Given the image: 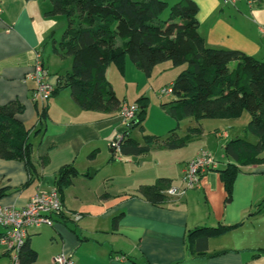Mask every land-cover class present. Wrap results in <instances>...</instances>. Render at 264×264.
I'll return each mask as SVG.
<instances>
[{
  "label": "crops",
  "instance_id": "obj_1",
  "mask_svg": "<svg viewBox=\"0 0 264 264\" xmlns=\"http://www.w3.org/2000/svg\"><path fill=\"white\" fill-rule=\"evenodd\" d=\"M165 1L174 4L179 0ZM194 1L199 6V33L209 47L239 49L264 60V0L253 5L243 0L230 4L222 0ZM52 8L53 0H0V106L18 99L24 111L17 117L27 127L38 119L31 98L34 82L26 79L36 54H42L55 84L59 76L69 72H51L44 55V47L54 38L58 25L62 27L67 21L63 14H50ZM123 42L124 39H117L118 45ZM69 92L70 88H63L45 102L48 113L44 130L31 133L32 157L38 171L36 180L27 184L30 176L24 161L0 157L3 205L23 207L36 192L58 187V172L63 166L74 165L80 173L61 191L63 216L58 217L54 226L42 225L29 231L28 241L36 250L32 237L43 227L50 228L54 242L48 264L61 252L78 264H264V211L255 213L264 201V162L241 166L229 191L221 170L234 160L225 154L222 155L225 160L216 158L207 146L209 138L203 123V132L193 135L187 145L176 149L155 146L149 151L195 146L190 155L174 160L173 155L159 153L154 162L146 163L145 159L134 162L132 157L143 158L149 152L123 155L111 146L124 127L120 112L84 110ZM125 103L129 102L125 100ZM190 122L184 134L197 125L196 119ZM215 136L222 147L234 138L226 130H217ZM107 144L113 154L120 155L114 154L115 159L109 163L125 161L127 172L137 174L132 184L117 193L111 189L110 177L93 179L98 174L97 169L91 168L95 151ZM201 150L214 155L219 166L203 174L199 187L187 189L181 197L168 196L162 205H155L138 194L140 185L155 183L161 177L171 178L172 185L183 188L186 163ZM91 169H95L94 176H90ZM74 214H79L80 219L75 220ZM117 215L121 218L115 227ZM239 222L243 224L210 238L205 253L188 247L191 229ZM3 231L0 226V233ZM0 264H13L11 254L1 244Z\"/></svg>",
  "mask_w": 264,
  "mask_h": 264
},
{
  "label": "trees",
  "instance_id": "obj_2",
  "mask_svg": "<svg viewBox=\"0 0 264 264\" xmlns=\"http://www.w3.org/2000/svg\"><path fill=\"white\" fill-rule=\"evenodd\" d=\"M198 10L194 0H179L174 4L165 0H53L49 13L67 18V27L55 50L61 58L71 57L73 63L71 72L59 76L52 97L63 88H70L74 101L84 110L120 112L125 100L116 95L107 78L110 65L124 71L130 58L151 75L155 66L163 62L171 61L174 66L187 64L171 84L173 99L162 103L177 119V127L166 138L148 135L144 144L136 140L132 128H144L149 105V97L142 95L134 102L139 109L131 128L123 133L120 151L123 155H140L155 146L180 148L193 135L203 132V119L236 116L246 109L251 119L245 132L254 134L258 140L253 143L243 136L226 144L225 155L234 162L228 163L221 175L230 191L241 166L264 162V60L239 49L209 47L199 33ZM118 38L124 39L123 44L118 45ZM35 105L39 127L37 123L27 127L17 117L24 111L18 99L0 106V157L24 161L30 176L27 184L38 177L31 133L43 132L48 113L45 103L35 102ZM189 117L195 118L197 125L181 136L177 132L179 121ZM114 159L113 155L110 160ZM79 174L74 165L59 170L56 189L61 197L63 188L71 185ZM172 182L171 178H158L155 183L140 185L138 194L155 205H162L168 197L165 190ZM262 211L264 201L255 213ZM120 218L121 215L114 217L115 227ZM242 224L198 226L188 233V247L205 253L210 238ZM37 256L27 240L20 253V264H32Z\"/></svg>",
  "mask_w": 264,
  "mask_h": 264
},
{
  "label": "rangeland",
  "instance_id": "obj_3",
  "mask_svg": "<svg viewBox=\"0 0 264 264\" xmlns=\"http://www.w3.org/2000/svg\"><path fill=\"white\" fill-rule=\"evenodd\" d=\"M165 15H167V11L165 12ZM59 26L60 24L55 31L54 38H51L50 41L45 45L44 55L48 59V65L51 72L52 70L71 72L73 63L72 58H61L55 50V47L59 46V42L61 41L63 33L67 27V21L62 27ZM186 66L187 64L174 66L171 61H167L158 64V66H156L152 71L151 75H147L129 58L124 71H121L115 65H110L108 67V80L115 90L116 95L121 100H127L129 104H132L138 97L142 95L149 97V105L147 109L146 120L144 122V128L141 126H136L132 128L131 132L132 136L141 144L146 143V137L148 135H157L161 138H166L170 132L177 127V119L173 117V115L169 114L162 106V103L172 100L173 95L163 94L161 90L163 87L171 85L174 79ZM38 107L41 109V104H38ZM194 119L195 118L193 117H189L188 119L185 118L180 120L177 132L181 136L185 135L184 132L191 123L190 121H194ZM250 119L251 114L246 109L236 116L211 117L203 119L202 123L204 132L209 138V143L207 146L210 147V150H212V153L217 159L225 160L222 155L225 154L226 147H222L217 143L215 136L217 130H226L234 138L240 135H243L244 137L245 135H248L247 139L250 142H256V137L253 136L254 134L248 131L245 132V127L249 123ZM192 147L195 148V146H190V149L181 148L177 150L154 148L153 151L149 152L147 155H144L143 158L132 157L131 160L134 162H141L143 159H145L146 163L149 160L154 162L157 159L155 155L159 153H168L173 155L175 158L174 160H180L191 154V151L193 150ZM101 148V150L95 151L96 154L92 159L93 164H91V168L98 170L97 176L93 179H101L102 176H106L107 178L110 177L112 179L110 186L113 190V193L121 192V190L125 188V186L127 187L129 183L132 184L133 177H137V174L131 175V172H127L125 168V161L123 163H109L110 158L114 155L110 150V144L103 145ZM118 153H115L117 157L120 156ZM49 229L50 228H48V226H45L42 228L40 233L32 237V243L35 245V249L38 252L37 259L32 264L49 263V255L53 249L52 247L54 242Z\"/></svg>",
  "mask_w": 264,
  "mask_h": 264
},
{
  "label": "built area",
  "instance_id": "obj_4",
  "mask_svg": "<svg viewBox=\"0 0 264 264\" xmlns=\"http://www.w3.org/2000/svg\"><path fill=\"white\" fill-rule=\"evenodd\" d=\"M242 0H222L224 4L234 3ZM253 5L257 0H243ZM264 32V27H263ZM27 80L34 82L32 89V100L34 102L45 103L55 90V84L50 77V72L46 66L40 52L36 54L32 70L28 73ZM162 93L171 95L172 85L162 88ZM139 109L136 103H124L120 116L124 127L132 124ZM123 134L119 133L117 138L111 143L114 150L120 151V144ZM219 161L207 150H201L193 159L186 163L183 173L184 187L171 185L165 190L167 196L181 197L187 189L200 186L203 174L211 169H217ZM63 213V201L56 188L50 190H40L36 192L23 207L14 205H3L0 203V226L4 229L0 233V244L11 254L12 263L20 264V253L28 240L31 228L42 225L54 226L58 217ZM79 214H74L75 220L80 219ZM51 264H78L70 256L61 252L52 258Z\"/></svg>",
  "mask_w": 264,
  "mask_h": 264
},
{
  "label": "water",
  "instance_id": "obj_5",
  "mask_svg": "<svg viewBox=\"0 0 264 264\" xmlns=\"http://www.w3.org/2000/svg\"><path fill=\"white\" fill-rule=\"evenodd\" d=\"M131 126H132V124L129 125V126H127V127H123L122 129H120V133L123 134L127 129L131 128ZM89 173H90V176H94V174H95V169H91V170L89 171Z\"/></svg>",
  "mask_w": 264,
  "mask_h": 264
}]
</instances>
